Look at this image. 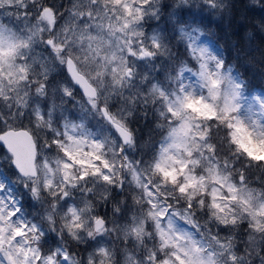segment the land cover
<instances>
[{"label": "snow or ice", "instance_id": "snow-or-ice-1", "mask_svg": "<svg viewBox=\"0 0 264 264\" xmlns=\"http://www.w3.org/2000/svg\"><path fill=\"white\" fill-rule=\"evenodd\" d=\"M193 8L264 0H0V264H264V95Z\"/></svg>", "mask_w": 264, "mask_h": 264}, {"label": "trees", "instance_id": "trees-1", "mask_svg": "<svg viewBox=\"0 0 264 264\" xmlns=\"http://www.w3.org/2000/svg\"><path fill=\"white\" fill-rule=\"evenodd\" d=\"M165 1L166 3L172 2V0ZM241 2H246V0H241ZM193 11L194 9L190 10L191 13ZM246 14L249 16L246 23L240 22L239 10H235L231 21L209 17L207 21H203L204 26L202 27H205L209 39L219 46L220 50H223L226 65L231 66L233 72L247 81L246 90L248 92L264 91V34L257 30L254 23L258 17L264 18V10H253ZM229 28H231L230 32ZM248 32L253 33L252 37H248ZM137 127L140 128L141 138H147L149 125L141 123ZM159 138L154 135L155 140ZM0 148L2 149L1 146Z\"/></svg>", "mask_w": 264, "mask_h": 264}, {"label": "rangeland", "instance_id": "rangeland-1", "mask_svg": "<svg viewBox=\"0 0 264 264\" xmlns=\"http://www.w3.org/2000/svg\"><path fill=\"white\" fill-rule=\"evenodd\" d=\"M61 2V0H60ZM68 0H62V5L67 4ZM166 2V1H165ZM194 11L191 13V15H188L187 18L190 20H194L195 22L199 23L201 26H204V22L203 21H207L209 19V15L207 13H201L198 9L193 8ZM203 43L208 46L209 48H211L213 51L216 52H220V48L217 47L214 42L212 40L209 39L208 34H206L205 37L202 38ZM233 75H236L233 72ZM246 91V106L248 105H252L254 107V111L258 110V105L255 104V101L253 100V97L256 96H261L264 95V91H259V90H255V91H251L248 92V90ZM94 123V121H93ZM161 139V137L159 138V140ZM5 152V150L0 148V153ZM0 171H6L5 169L0 168ZM9 175H11L12 170H7ZM255 186V185H254Z\"/></svg>", "mask_w": 264, "mask_h": 264}, {"label": "water", "instance_id": "water-1", "mask_svg": "<svg viewBox=\"0 0 264 264\" xmlns=\"http://www.w3.org/2000/svg\"><path fill=\"white\" fill-rule=\"evenodd\" d=\"M2 146V145H1ZM3 147V146H2Z\"/></svg>", "mask_w": 264, "mask_h": 264}]
</instances>
